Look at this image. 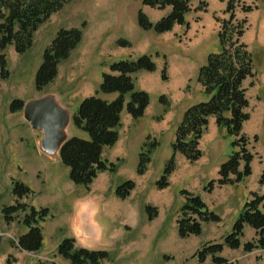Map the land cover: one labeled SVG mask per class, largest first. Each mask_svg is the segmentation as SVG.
Instances as JSON below:
<instances>
[{"label": "trees", "instance_id": "16d2710c", "mask_svg": "<svg viewBox=\"0 0 264 264\" xmlns=\"http://www.w3.org/2000/svg\"><path fill=\"white\" fill-rule=\"evenodd\" d=\"M73 0H0V82L9 78L7 68L6 49L13 47L17 54H23L33 44V37L44 21L58 12L66 3ZM226 2L224 15L221 18L214 15L219 23L218 39L221 51L207 55L205 63L199 68L197 81L203 87L207 99L188 106L177 124L174 141L171 143V155L166 162L163 173L155 185L160 188L168 186V178L173 172L176 162L175 154L179 153L190 162L200 159V138L207 128L208 118L215 117L218 126L225 130L227 136H232L233 150L227 160L218 167L219 177L210 180L205 189L211 190L214 184H237L251 173L250 163L254 158L248 145L250 138L244 135L242 129L245 120L250 116L247 111L249 98L244 81L250 79V86L255 80L256 71L252 53L243 42L242 36L247 27V18L238 19L235 16L237 6L241 0H219ZM194 11H206L208 3L200 0ZM141 5L164 10L169 7L166 15L152 22L140 8L137 11V24L142 30H153L161 34L172 30L175 25L189 27L185 15L192 11L190 0H141ZM242 12H250L253 7L242 3ZM82 29L60 28L52 42L45 48L43 59L36 71L34 84L38 91L43 90L58 74V65L66 60L76 46L81 42ZM119 46H130L126 39L118 41ZM108 71L102 73L101 83L91 96L82 99L74 114L72 124L87 135L71 136L59 151V158L63 165L69 168V177L76 185L88 187L99 171L114 172L117 163L108 162L101 158L104 147L116 143L123 108L134 120H139L145 113L150 96L144 90L135 89L133 74L138 71L152 72L156 65L150 54L143 53L135 58H121L108 64ZM161 79H166V68L161 72ZM115 94L114 98L105 99L101 95ZM160 103L166 106L165 96L159 97ZM24 100L17 99L10 103L11 113L22 110ZM258 140L257 136H253ZM136 167L138 174L145 173L151 161V153L158 145L155 139L146 138ZM262 180V179H261ZM262 182V181H261ZM13 196L17 201L3 207L4 222L11 223L20 212V221L26 227L21 233L15 246L21 251L36 253L41 247L43 236L41 225L50 211L47 207H34L26 202L18 201L22 197L34 195L32 190L21 180L12 181ZM135 182L127 179L116 187V194L124 199L135 188ZM183 204L179 208L176 225L180 238L198 236L202 233V224L218 223L221 216L210 210L199 195L188 190H182ZM149 219L156 216L154 207L146 206ZM238 217L232 225V231L224 235L218 243H204L198 248L193 257L199 263L209 257L213 264H240L237 260H228L220 253L225 246L234 249L241 246L244 236V226H250L256 232V237L243 243V250L249 252L255 248L264 250V193L250 192V197L244 202ZM57 255L71 264H101L109 259V252L103 249H87L77 247L75 239L66 237L56 247ZM37 264H43L37 262Z\"/></svg>", "mask_w": 264, "mask_h": 264}, {"label": "rangeland", "instance_id": "374dc122", "mask_svg": "<svg viewBox=\"0 0 264 264\" xmlns=\"http://www.w3.org/2000/svg\"><path fill=\"white\" fill-rule=\"evenodd\" d=\"M87 2L88 0H73L52 14L35 32L33 44L23 54H17L12 46L6 51L7 68L10 70V76L0 83V264H37V262L71 264L59 255H57L60 257L58 263L54 262L53 259L56 257L54 251L56 253L57 250L51 252L52 245L50 247L49 242L56 241L55 237L49 239L48 247L43 248L36 255H28L25 253L26 251H20L15 246L21 233L26 232V227L20 221L23 216L22 212L18 214L14 222L7 223L3 220V207L12 205L17 201L12 191L13 180H21L34 190L33 196L22 197L18 201L30 205L32 202L34 205L46 200L49 205H52L51 198L55 195V190L53 188L46 190L44 182L38 177V170H41L42 173L45 171L42 163L45 156L40 154L35 145L34 130H30L29 124L22 115V110L14 113L9 111L10 103L17 99L28 101L35 93L39 97L51 94L61 105L69 106L70 108H66L72 115L79 104L78 96L81 95L82 91L80 87L84 83L95 82L98 89L102 73L108 71V64L111 61L121 58H135L139 53H147L152 55L157 65L155 70L149 73L152 77L147 80L151 90L150 110L160 114L162 113V104L158 101L159 95H155L154 92L163 94L166 89L164 82L159 80L161 69L166 60L163 55L168 56L171 61L169 65L172 64L171 67L173 66L168 71L164 65V68L167 69L165 80L172 81L175 78L178 65L172 62L177 61V59L182 60L179 56L183 52L181 53L179 48L176 49V42L180 43L182 36L175 34L171 40L168 34L160 36L152 29L144 31L139 28L136 16L138 9L142 7L140 0H109L105 7L100 10L88 8ZM252 7L254 8L253 5ZM221 16L224 18L227 14H220L219 17ZM149 20L155 22V16L151 15ZM75 27L82 29L81 42L71 52L70 56L58 65L56 78L43 90L38 91L34 84V78L37 68L42 62L45 48L52 42L60 28ZM121 39L128 40L130 46L120 47L118 41ZM180 48L186 51L184 45H181ZM211 48L213 49L209 53L221 51L218 36L215 37V42ZM199 61L200 59L197 58L195 62L199 63ZM166 62L168 63V60ZM254 65L255 68H258L256 59ZM196 81L195 78L188 80L186 88L193 90L198 99L186 106L207 99L206 94L194 90L198 86ZM258 93L260 97H263L260 92ZM110 96L114 98L115 94H110ZM165 99L167 102V96ZM252 102H256V100L253 99ZM75 104H77L76 107H74ZM256 111L257 109H255L254 114ZM68 129L74 136L87 137L84 131L75 128L71 122ZM155 129L154 121L150 120V117H141L138 120L135 129L132 130L131 145L126 155L124 171L128 175L135 174V159L140 144L147 134L155 133L160 143L150 155L152 160L146 171V177L137 183V187L140 193L143 191L142 194L146 200L158 206L159 213L156 220L158 236L153 240L152 250L148 253L143 251V253H135L132 257H126L117 251L113 252L112 256L109 254V259L102 261L101 264H181L182 262L198 264L196 257L190 256L185 260L183 258L190 253L192 254L195 249L201 248L204 243L222 241L224 235L232 231V225L238 217L239 211L247 198L250 197V193H246L243 184L240 182V184H234L236 187L232 188L228 184L218 183L214 184L210 191L203 188L210 180H216L219 177L216 167L231 155L233 137L225 135L217 138L213 145L214 148L207 147L203 143L201 145L202 156L199 161L191 162L193 163L191 168L186 172L184 171L181 176L176 175L171 180L170 186L162 193L155 192L153 183L161 173L164 162L170 158V143L173 139V130L169 129L166 132L156 133ZM257 138L258 140H254L253 136L250 138L248 148L252 152L264 153V126L260 128ZM201 180L203 181L198 188H191L186 184L189 182L190 185L196 186ZM185 189H189L194 194H199L201 200L206 201L208 208L220 215L222 219L218 223H203L202 233L198 236L191 235L188 238H180L175 222L179 217V207L184 202L180 193ZM56 209H59L58 204H56ZM46 219L40 223L41 233L42 225ZM132 238L135 236L131 237L130 240ZM163 252L169 254L163 255ZM170 254L173 258L169 256ZM61 260L67 262L62 263ZM242 260L243 262H239L240 264H264V255L254 258L253 254L245 253ZM202 264H213V262L208 257Z\"/></svg>", "mask_w": 264, "mask_h": 264}, {"label": "crops", "instance_id": "0c3cea01", "mask_svg": "<svg viewBox=\"0 0 264 264\" xmlns=\"http://www.w3.org/2000/svg\"><path fill=\"white\" fill-rule=\"evenodd\" d=\"M199 1L200 0H190L192 11L188 12L185 15V19L189 23L188 28H186L184 25H175L172 30L158 34L160 36L168 34V37L170 39L171 37H173V35L175 36V34L176 36H182V40L180 41V43L176 42V49L179 48L181 50V53L183 52L182 55L179 56L182 58V60L177 59V61L172 62L178 65L177 72L175 73V78L172 79V81H170L169 79L162 80V71L160 72L159 80H162L164 82L166 89L164 90L165 92L163 94H157V92L154 93L157 96L159 95V97L161 95H165L168 98L166 106L160 103L162 104V113L157 114L155 111H151L150 101L148 106L144 110L145 113L143 117H150V120L152 119L154 121V125L156 126V133H162L164 131L166 132L169 131V129L173 130V139L177 124L181 120L185 109L192 104L188 106L186 105L190 102L196 101L195 99H198L195 97L196 94L193 93V90L186 88V84L188 80H191V78L196 79L198 70L201 67L200 64H203L205 62L209 51L213 49L211 47L215 42V37L218 34L217 31L219 28V23L214 18V15L220 16V14L224 13L226 7L225 1L221 2L219 0H202L208 3L207 10L194 11L196 6L199 4ZM108 2L109 0H88L86 5L88 8L90 7L100 10L104 8L105 4ZM242 2L247 5L254 6L253 10L247 13L237 10L236 17L238 19H242L243 17L247 18L248 23L244 31L245 33L242 36V40L251 51L253 62L255 59L258 62V68H255L254 65L256 78L253 82V85L250 86V79L244 81V85L247 87L246 93L249 98L247 111L250 113V116L247 120H245L242 131L244 135L251 138L255 135L258 137L260 128L264 126V0H242ZM140 8L149 19H151V15L155 16L154 21H157L159 18L166 15L167 11H169V7L165 8V10L162 11L146 5H142V7ZM221 18L223 17L221 16ZM181 45H184L186 47V51L180 48ZM8 49L9 47L6 49V51H8ZM163 58H166V60H168V63L165 60L164 65L166 68H168L169 71L170 68H173V66L171 67L172 64L169 65L171 61L165 54L163 55ZM197 58L200 59V64L195 62ZM194 63H196L197 65ZM164 65L161 70H163ZM149 73L151 72L138 71L137 73L133 74V79L135 81L136 90H144L148 92L149 96H151V90L148 84L149 81L147 80L152 76ZM196 82L198 86L195 87L194 90L203 94L202 85L198 81ZM95 85V82H89L84 83L80 87L82 91L81 95L78 96L79 102L85 97L91 96L96 92L97 86ZM258 92H260L263 97H260ZM100 95L105 99L112 98L110 94ZM36 97L39 96L35 93V95H33L30 99ZM253 99L256 100V102H252ZM77 104H75L74 107H76ZM66 107L70 108L69 106ZM255 109H257L256 114H254ZM137 122L138 120H134L132 116L126 111V109L123 108L118 139L114 145L104 147L101 154V158H103L104 160L117 163V169L114 172H109L106 170L99 171L95 179L90 183L88 187H84L83 185H76L72 182L68 174L69 168L66 165L63 166L61 159L59 158V153H56L52 156H47L39 150L38 142L41 134L34 130L35 145L37 146L40 154L45 156L44 161H42L45 171L44 173H42L41 170H38V177L42 180V182H44L46 190H49L50 188H53L55 190V195L53 198H51V203L53 206L49 205L46 200H43V202L41 203H35L33 205L37 208L47 207L50 211V217H48L42 225V247L36 253L41 252L43 248L45 249L46 247H48L49 239H51L52 237H55L56 241L49 242L50 247L52 245V248L50 249L51 252L54 251L59 242L66 237L74 238L75 244L78 247H85L92 250H107L111 256L113 252L117 251H119L126 257H132V255H134L135 253H143V251L145 253H148L150 250H152L153 240L158 236V225L156 220L158 218L157 215L159 213V210H157V205L149 202L144 198L142 194L143 191H141L140 193L137 187V183L146 177V171L151 161L148 164L145 173L143 174L139 175L138 172H136V167L139 160L138 154L141 151L143 143L146 142V138L149 137L150 139H155L156 141L158 140L155 136V133L152 135L147 134L144 137L135 159V174L128 175L124 171V165L127 158L126 155L129 152L131 145L130 138L132 135V130L135 129ZM172 122L174 123L172 124ZM207 124L208 125L206 130L200 138L199 149L201 151V145L203 143L207 147L210 146L214 148L213 145L215 144L219 136H227L225 130L220 128L216 123L215 117H209ZM70 136H73L72 132H70ZM173 139L171 143L174 141ZM159 143L160 142L158 141V145L156 146V148L159 146ZM155 149L152 151V153L155 151ZM254 153L255 156L250 163L251 173L240 183L243 184L246 193L256 192L262 195V193H264V190L263 184L260 181L262 175L264 174V153H259L257 151H254ZM174 156L176 165L173 172L168 178V186L166 188L160 189L155 185V183L162 175V170L169 159L164 162L161 173L153 183L155 192L157 191L159 193H162L170 186L171 180L175 178L176 175L181 176L184 171L186 172V170L191 168V165L193 163L187 160L186 157L179 153H176ZM222 162L223 161H221L220 163ZM219 165L216 167L217 173L219 170ZM127 179H131L135 182V188L130 192L128 196H126V198L121 199L116 194V187ZM202 181L203 180L198 182L196 186L190 185L189 182H187L186 184H188L191 188H198L199 186H201L200 184ZM239 184L238 186H240ZM234 186L235 185L232 184L229 187L232 188ZM203 188L205 189V186ZM180 196L182 197L181 193ZM32 204L33 203L31 202V205ZM56 204L59 205V209H56ZM146 206L155 208L156 216L153 219H149V217L147 216L145 211ZM255 234V230L249 225L244 226V236L241 238V246L234 249L225 246L221 251V255L228 260H237L240 263L243 262L242 258L244 257L245 253L253 254L254 258L263 256L264 250L262 249L255 248L249 252H245L243 250V243L248 242V240L254 239L256 237ZM133 236H135V238H132L130 240V238ZM197 249H195V251ZM194 252H192V254ZM25 253L28 255H36V253L32 252ZM168 254V252H163V255ZM192 254L190 253L183 259L185 260L190 258ZM54 256H56L53 259L54 262L58 263L57 261L60 257L57 256L55 251ZM137 256L141 257L140 255ZM169 256L173 258L172 254H170ZM61 261L62 263L67 262H65L64 260Z\"/></svg>", "mask_w": 264, "mask_h": 264}, {"label": "water", "instance_id": "95a60500", "mask_svg": "<svg viewBox=\"0 0 264 264\" xmlns=\"http://www.w3.org/2000/svg\"><path fill=\"white\" fill-rule=\"evenodd\" d=\"M22 115L30 128L41 134L39 150L47 156L59 153L63 143L71 137L68 129L71 113L51 94L25 101ZM262 183L264 189V176Z\"/></svg>", "mask_w": 264, "mask_h": 264}]
</instances>
